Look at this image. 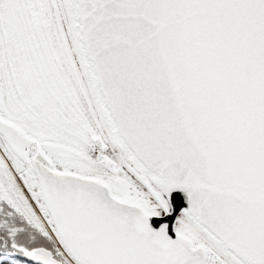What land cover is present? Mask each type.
I'll list each match as a JSON object with an SVG mask.
<instances>
[{"label": "snow or ice", "instance_id": "6c2138e0", "mask_svg": "<svg viewBox=\"0 0 264 264\" xmlns=\"http://www.w3.org/2000/svg\"><path fill=\"white\" fill-rule=\"evenodd\" d=\"M0 264H264V0H0Z\"/></svg>", "mask_w": 264, "mask_h": 264}, {"label": "water", "instance_id": "95a60500", "mask_svg": "<svg viewBox=\"0 0 264 264\" xmlns=\"http://www.w3.org/2000/svg\"><path fill=\"white\" fill-rule=\"evenodd\" d=\"M168 195L171 204V211L167 215L149 217V224L152 228L158 229L162 223L168 224L169 235L174 236L171 231L172 224L180 213V210L187 206L186 194L181 189H174Z\"/></svg>", "mask_w": 264, "mask_h": 264}]
</instances>
